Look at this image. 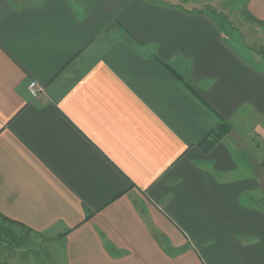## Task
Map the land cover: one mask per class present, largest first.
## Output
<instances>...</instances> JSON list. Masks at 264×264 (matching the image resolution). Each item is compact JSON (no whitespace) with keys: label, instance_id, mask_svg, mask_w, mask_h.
Wrapping results in <instances>:
<instances>
[{"label":"crops","instance_id":"1","mask_svg":"<svg viewBox=\"0 0 264 264\" xmlns=\"http://www.w3.org/2000/svg\"><path fill=\"white\" fill-rule=\"evenodd\" d=\"M231 17L264 38V0H0L5 224L54 264H264V51Z\"/></svg>","mask_w":264,"mask_h":264},{"label":"rangeland","instance_id":"2","mask_svg":"<svg viewBox=\"0 0 264 264\" xmlns=\"http://www.w3.org/2000/svg\"><path fill=\"white\" fill-rule=\"evenodd\" d=\"M226 23L224 30L230 34L236 44L238 43L242 47L245 45L246 47L254 48L258 52L259 49L264 51V38H260L259 35L261 34H254L253 26H242L239 21L232 17L231 22ZM2 225L4 228H9L12 231L13 237L11 240L0 238V244L3 247L0 251V264H54V262H51L49 256L52 258L56 256V253L49 252L48 246L44 250L39 247L44 252L37 249L36 246L31 247L25 241V237L21 235L22 231L3 223ZM13 238H16V240ZM20 240H22V243L19 246H14V243Z\"/></svg>","mask_w":264,"mask_h":264},{"label":"trees","instance_id":"3","mask_svg":"<svg viewBox=\"0 0 264 264\" xmlns=\"http://www.w3.org/2000/svg\"><path fill=\"white\" fill-rule=\"evenodd\" d=\"M228 130H229L228 125H226V124L219 125L216 129H214L211 132L212 136L205 137L198 144V147L204 153H208L213 148L216 139L222 138ZM5 222H13V221H9V219L0 216V238H7V239L11 240V238L13 237V233L9 228L3 227L2 223L5 224ZM13 239L15 240V238H13Z\"/></svg>","mask_w":264,"mask_h":264},{"label":"built area","instance_id":"4","mask_svg":"<svg viewBox=\"0 0 264 264\" xmlns=\"http://www.w3.org/2000/svg\"><path fill=\"white\" fill-rule=\"evenodd\" d=\"M27 89L30 95L34 98H36L42 92V88L35 81H31L28 84Z\"/></svg>","mask_w":264,"mask_h":264}]
</instances>
